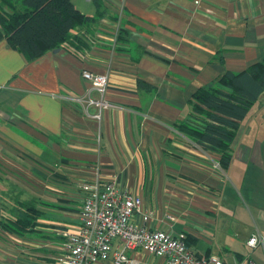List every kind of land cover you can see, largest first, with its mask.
<instances>
[{
	"label": "crops",
	"instance_id": "1",
	"mask_svg": "<svg viewBox=\"0 0 264 264\" xmlns=\"http://www.w3.org/2000/svg\"><path fill=\"white\" fill-rule=\"evenodd\" d=\"M73 2L100 17L72 29L84 42L75 48L29 60L0 24V213L37 217L28 233L0 228V264H54L80 227V185L93 181L140 196L151 215L136 221L183 237L196 254L246 258L253 231L264 239V91L227 169L178 125L200 88L264 61V0ZM84 70L107 74L106 91ZM127 253L126 264H166Z\"/></svg>",
	"mask_w": 264,
	"mask_h": 264
},
{
	"label": "trees",
	"instance_id": "2",
	"mask_svg": "<svg viewBox=\"0 0 264 264\" xmlns=\"http://www.w3.org/2000/svg\"><path fill=\"white\" fill-rule=\"evenodd\" d=\"M99 18L81 12L73 0H0V24L7 40L29 60L58 46L69 49L82 45L83 40L74 36L72 29L96 23ZM140 85L148 87L143 82ZM263 91L264 61L240 72L227 71L217 84L194 94L193 113L178 127L204 150L218 152L221 167L227 169L237 129ZM36 223L37 217L31 212L15 218L0 213V228L9 232H31Z\"/></svg>",
	"mask_w": 264,
	"mask_h": 264
},
{
	"label": "built area",
	"instance_id": "3",
	"mask_svg": "<svg viewBox=\"0 0 264 264\" xmlns=\"http://www.w3.org/2000/svg\"><path fill=\"white\" fill-rule=\"evenodd\" d=\"M200 1L195 0L197 4ZM82 75L90 81L92 88L106 91L109 82L107 74L84 70ZM94 117L100 119L101 115ZM80 188L85 193L79 214L80 227L77 231L66 233L64 248L54 264H92L107 260L114 264H126L131 262L127 252L140 249L165 258L166 264H227L217 255L196 254L183 237L137 222L135 215H142L146 222L151 214L144 210L140 196L130 194L115 182H86ZM262 244L264 239L258 231L247 240V245L253 249ZM235 264L259 263L248 256Z\"/></svg>",
	"mask_w": 264,
	"mask_h": 264
},
{
	"label": "rangeland",
	"instance_id": "4",
	"mask_svg": "<svg viewBox=\"0 0 264 264\" xmlns=\"http://www.w3.org/2000/svg\"><path fill=\"white\" fill-rule=\"evenodd\" d=\"M4 200H6V199L3 198V201ZM3 204H5V203L3 202ZM256 231H257V229L255 231H253V233L256 232ZM248 248H249V252H246L247 247L245 246L244 247L245 251L244 252H240V253L244 254L246 257L253 256L257 260H262L263 259V262H264V252H262L260 248L259 249H256V251H255V249H252L249 246H248ZM235 255H236V253H230V254H228L227 256H225V258H226L225 261L228 264H233L235 262V260H236Z\"/></svg>",
	"mask_w": 264,
	"mask_h": 264
},
{
	"label": "water",
	"instance_id": "5",
	"mask_svg": "<svg viewBox=\"0 0 264 264\" xmlns=\"http://www.w3.org/2000/svg\"><path fill=\"white\" fill-rule=\"evenodd\" d=\"M57 49H59V48H57Z\"/></svg>",
	"mask_w": 264,
	"mask_h": 264
}]
</instances>
